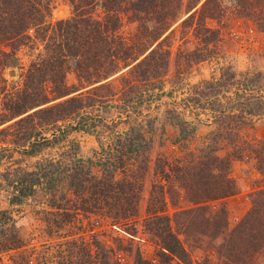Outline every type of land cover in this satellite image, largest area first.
Wrapping results in <instances>:
<instances>
[{
  "label": "trees",
  "instance_id": "obj_1",
  "mask_svg": "<svg viewBox=\"0 0 264 264\" xmlns=\"http://www.w3.org/2000/svg\"><path fill=\"white\" fill-rule=\"evenodd\" d=\"M69 1L74 5L73 16L50 26L46 23V18L49 16L51 0H0V46L10 49H0V66L4 67L3 58L16 56L20 46L34 48L37 41L43 43L37 58L29 63L20 76L21 83L10 94L3 89L5 101L0 102L4 110L0 113V125L21 116L13 124L17 127L19 125L16 139L27 142L30 149L36 144L31 142V138L40 133L33 127L54 125L58 120L74 116L89 107L96 108L103 104L105 108L110 101L107 99L110 94L103 96L99 90L109 87V78L123 68L130 66L126 73L119 75L123 79L126 95L135 89V82H160L172 62L168 40L177 29L184 34L192 30L197 39L192 50L178 47L174 62L180 61V65L177 62L179 72H185L194 63L206 60L218 46L217 39L211 37L218 30L207 26L206 20L221 16L226 10L222 0ZM235 5L242 15L253 18L258 27L264 30V0H235ZM94 10L99 12L93 14ZM125 18L135 23L134 33L130 37L121 32ZM31 30L33 33H30ZM205 33L210 35H204ZM69 73L74 74L76 83H67ZM1 80L6 81L3 76ZM230 85L236 87L233 98L235 102L233 106L227 107L234 110L226 116L225 122L226 117H223V110L220 109L221 99ZM84 88H87L85 95L80 91ZM192 88L196 93L193 96L195 103L201 99L206 100V110L211 118L209 122L223 127V131L216 132L211 141L216 143L218 138L223 137L232 144L235 155L232 153L222 159L217 155V146L208 143L198 152L189 150L182 156H176L173 160L177 164L170 166V170L176 171V175L184 182H194L211 165H225L230 156L241 157V152L248 148L235 139L244 130L246 118L259 114L264 109V74L261 72L242 73L236 77L227 69L222 71L218 79L202 80ZM72 93L75 95L69 96ZM61 98L64 99L45 105ZM35 117L38 120L31 127L29 123ZM222 122L226 124L225 127L221 125ZM87 123L93 125L94 120L90 119ZM1 131L4 132L5 129L2 128ZM185 131L184 128H179L177 137L185 138ZM136 135L137 140L129 138L127 149L118 146L101 149L102 157L94 163L100 167L99 175L94 174L90 166L82 165L79 159L70 165L44 160L38 165L40 172L16 170L17 177L10 202L19 203L24 197L31 195L35 186L43 183L44 190L50 194L49 205L53 209L47 212L52 217L46 223L48 228L53 229L48 231L54 232V229L71 221L79 212L106 215L111 219L112 225L128 224L138 215L141 180L147 165V160L138 159L142 156L129 151H140V146L150 142L143 134L138 132ZM249 142L255 146L253 158L257 167L264 171V141L252 139ZM117 144H122L121 140ZM136 160L138 166L134 165ZM87 162L92 164V160ZM160 162L159 174L165 178L167 172L163 161ZM62 180L65 181L62 189L70 195L63 191L62 197L57 198ZM221 180L222 189L217 188L218 191L209 196V199L232 193L231 181L223 175ZM203 210L206 209L202 205L179 210L174 215L183 220L178 222L176 218L173 222L170 216L162 214V202L161 205L160 201L158 204H150L146 217L143 218V226L155 243L157 264H173L175 259L184 264L190 262L185 258L188 253L175 227L182 229L185 234L191 232V227L200 226L202 230L198 233L212 239L225 233V211H205L208 214L200 215L199 212ZM202 215L203 218H199ZM8 232H12L9 237ZM2 245H10L8 249L22 246L14 220L6 210H0V246ZM44 247L41 264L117 263L115 250L96 237H92L88 244L73 238L57 244L58 256L54 261L47 260L50 248ZM259 249H264V188L253 192L251 210L227 234L226 241L218 251L220 262L215 264H247L246 259L251 258L252 252ZM35 253L36 250H31L30 255ZM20 258H28V255ZM134 258L135 264H154L151 259H145L139 250H136ZM26 264L34 262L28 259Z\"/></svg>",
  "mask_w": 264,
  "mask_h": 264
},
{
  "label": "rangeland",
  "instance_id": "obj_2",
  "mask_svg": "<svg viewBox=\"0 0 264 264\" xmlns=\"http://www.w3.org/2000/svg\"><path fill=\"white\" fill-rule=\"evenodd\" d=\"M222 2L226 7L225 12L212 20H206L207 26L218 30L211 35L217 39H215L217 48L210 52L211 55L206 60L194 63L187 71L180 73L177 68V62L180 65V61L177 60L175 63L174 58L178 47L192 50L197 39L193 36L192 30L184 34L177 29L168 40L171 45L172 62L160 82L151 83V80L135 82V89L126 95L123 79H120L119 75L126 73L130 66L123 68L109 78L111 80L109 87L99 90L103 96L110 94L107 98L110 101L105 108L102 104L96 108L93 106L82 109L78 114L58 120L54 125L36 124L37 126L33 128L40 133L31 138V142L36 143L31 149L27 142L16 139L19 125L17 127L13 124L21 116L0 125V130L5 129L4 132H0V210H6L14 220L15 230L21 238L22 245L17 249H8L10 245L0 246V264H26L28 259L34 264H41L44 259L42 258L44 246L50 248L47 260L54 261L58 256L57 244L72 238L88 244L92 237L98 238L115 250L118 261L113 257L112 259L116 260V264H135L136 250H139L145 259H151L157 264L156 246L152 236L143 226V218L146 217L150 204L154 202L158 204L159 201L160 205L162 202L164 209L162 214L170 216L173 222L178 217L174 214L182 209L202 205L206 210L199 212L200 215L223 209L227 226L225 233H221L216 239L199 234L198 232L202 230L200 226L191 227V232L185 234L182 229L175 227L187 250L188 255L185 258L190 261L189 264L220 262L218 251L220 252L221 245L226 241L227 234L251 210L253 192L264 188V171L257 167V162L253 158L255 146L249 142L252 139L264 141V109H261L259 114L246 118L244 130L235 139L243 147L248 148L241 152V157L230 156L229 162L221 167L218 164L209 166L204 171L205 174L198 175L194 182H184L176 175V171L170 170V166L177 164L173 160L176 156H182L189 150L198 152L208 143L217 146V155L222 159L232 153L235 155L232 144L223 137L218 138L216 143L211 141L216 132L223 131V127L209 122L211 118L209 111L206 110L208 106L205 99L194 102L193 96L196 93L193 91V85L206 79H218L222 71L227 69L236 77L242 73L264 74V30L258 27L253 18L238 11L235 0ZM98 12L99 10H94L93 14ZM73 14L74 5L69 0H51L46 23L53 26L60 20L71 18ZM134 27L135 23L125 18L121 32L130 37L134 33ZM30 33H33L32 30ZM42 46L43 43L39 41L34 48L20 46L16 56L3 58L4 67L0 66V102L5 101L3 89L9 94L14 91L15 86L21 83L20 76L29 63L37 58ZM0 49L10 50L4 45L0 46ZM2 76L6 79L5 82L1 80ZM67 83H76L73 73L67 75ZM86 89L80 90L83 95ZM227 90L221 99L220 109L223 110V117L229 116L231 110H234L228 107L233 106L235 102L233 98L236 87L230 85ZM71 95L75 93L69 96ZM62 99L64 98L45 105ZM2 112L4 110L0 104V113ZM33 119V122L29 123L31 127L38 117ZM90 119L94 120L93 125L87 123ZM224 121H227V117ZM221 125L226 126L223 122ZM179 128L186 130L184 132L186 137L183 139L177 137ZM138 132L150 142L140 146V151H129L136 156H142L138 159L147 160L146 171L141 180L142 190L135 221L131 220L124 225H112L111 219L106 215L79 212L71 221L54 229V232L48 231L50 228L46 221L52 216L47 212L53 209L49 205L50 194L44 190L43 183L35 186L31 195L24 197L19 203L10 202L19 169L39 171L38 165L44 160L70 165L79 159L82 165L90 166L92 172L99 175L100 167L94 163L101 159V149L112 146L127 149L129 138L137 140ZM116 140H121L123 145L117 144ZM137 142L139 144L140 140ZM88 160H92V164H89ZM160 160L163 161L167 172L165 178L159 174V164L162 163ZM134 162V165L138 166V160ZM222 175L231 181L232 193L209 199L216 190L222 189ZM64 184L65 181L62 180L57 198H60L63 191L70 195L62 189ZM203 215L199 218H203ZM182 220V217L177 218L178 222ZM11 233L8 232V237ZM31 250H36L34 254L36 256L30 255ZM22 255H28V258H20ZM246 261L247 264H264V249L252 252V257ZM173 264L184 263L175 259Z\"/></svg>",
  "mask_w": 264,
  "mask_h": 264
}]
</instances>
